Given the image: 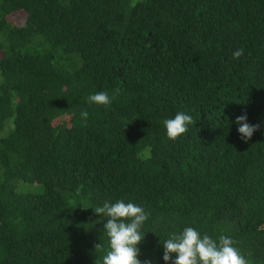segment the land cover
<instances>
[{
    "label": "trees",
    "instance_id": "trees-1",
    "mask_svg": "<svg viewBox=\"0 0 264 264\" xmlns=\"http://www.w3.org/2000/svg\"><path fill=\"white\" fill-rule=\"evenodd\" d=\"M121 199L142 262L191 226L264 264V0H0V264H99Z\"/></svg>",
    "mask_w": 264,
    "mask_h": 264
},
{
    "label": "clouds",
    "instance_id": "clouds-1",
    "mask_svg": "<svg viewBox=\"0 0 264 264\" xmlns=\"http://www.w3.org/2000/svg\"><path fill=\"white\" fill-rule=\"evenodd\" d=\"M242 55V49L233 53L234 58ZM113 98L106 91H98L89 95L88 102L108 107ZM81 116L87 119L88 113L81 112ZM191 124L192 116L184 111H178L163 121L167 138L171 140L187 133ZM235 124L244 142L250 140L260 127L250 124L247 114L237 116ZM89 208L104 221L103 232L107 236L108 248L99 264H153L151 259L142 262L139 258V246L145 238L144 228L149 219V213L142 206L121 199ZM162 245L164 264H248L231 237L222 235L217 240L191 226L169 234Z\"/></svg>",
    "mask_w": 264,
    "mask_h": 264
},
{
    "label": "rangeland",
    "instance_id": "rangeland-1",
    "mask_svg": "<svg viewBox=\"0 0 264 264\" xmlns=\"http://www.w3.org/2000/svg\"><path fill=\"white\" fill-rule=\"evenodd\" d=\"M13 23H20V21H21V17L20 16H15V18L14 19H12L11 20Z\"/></svg>",
    "mask_w": 264,
    "mask_h": 264
}]
</instances>
